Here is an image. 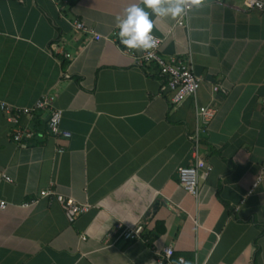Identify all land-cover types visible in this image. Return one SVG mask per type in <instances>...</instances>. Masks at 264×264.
Returning a JSON list of instances; mask_svg holds the SVG:
<instances>
[{"label":"crops","instance_id":"1","mask_svg":"<svg viewBox=\"0 0 264 264\" xmlns=\"http://www.w3.org/2000/svg\"><path fill=\"white\" fill-rule=\"evenodd\" d=\"M136 2L0 0V100L23 107L54 94L70 133L52 134L34 110L19 119L38 135L19 148L0 110V173L11 179L0 177V264H148L164 246V264H264V5L204 0L183 19L154 17L158 53L187 59L201 79L174 104L153 63L138 67L70 25L109 35ZM195 105L212 118L201 123ZM194 148L210 166L196 196L176 176ZM48 186L86 210L69 221L55 194L39 196ZM139 221L134 239L113 226Z\"/></svg>","mask_w":264,"mask_h":264},{"label":"built area","instance_id":"2","mask_svg":"<svg viewBox=\"0 0 264 264\" xmlns=\"http://www.w3.org/2000/svg\"><path fill=\"white\" fill-rule=\"evenodd\" d=\"M22 1V0H18ZM264 2L261 0H242L241 6L243 8H257L261 9ZM73 29L80 31L85 35L91 36V39L98 41L103 39L106 41H112L117 45L120 51L129 53L132 56V62L136 66H142L147 63H153L158 70V73L164 78V81L159 86V92L168 94V100L170 103H178L188 96H194L199 84L200 77L192 72L191 66L187 59L181 61L176 57H162L158 53V46L160 38H158L157 46L154 49H150L147 52H140V54H134L131 49L125 48L119 40L118 29L111 30L109 35H101L94 30L92 25L85 24L81 20L73 19L70 22ZM154 35V34H153ZM155 36V35H154ZM67 56V54H66ZM216 89V87H213ZM54 94L43 93L39 95L37 99L30 106L16 107L3 100H0V110L4 113L5 120L11 123L10 138L19 148L26 147L28 140L38 135L33 130L24 127L20 124V117L28 115L34 110H44L47 113L46 128L54 135H60L63 137H69L70 133L66 130H62L59 127L61 119V109L54 104ZM194 114L201 123H205L210 120L214 114V108L209 105H195ZM196 141L195 135L190 137ZM196 147V144L194 145ZM196 148H194L193 161L187 165L178 166L176 169V176L181 187L189 194L196 196L197 194V180L199 177H204L210 166L206 164L203 159L196 155ZM56 152H61L60 148H56ZM0 177L5 183L11 182V179L0 173ZM260 179L258 175L254 181L250 184L248 193L256 188ZM40 197L54 195L55 200L62 207L66 218L70 221L79 212L86 210L87 204H79L74 201L71 196L54 193L50 186L41 189L38 192ZM36 199H32L29 202L21 203V206H29L33 204ZM5 206V201L0 199V209ZM114 229H120L119 235L122 239H134L141 235L142 225L141 222H137L133 225H125L121 227V224L116 222ZM172 254V250L169 246H164L161 249L160 254H155L148 264H164L166 263ZM179 258L177 261L179 262Z\"/></svg>","mask_w":264,"mask_h":264},{"label":"clouds","instance_id":"3","mask_svg":"<svg viewBox=\"0 0 264 264\" xmlns=\"http://www.w3.org/2000/svg\"><path fill=\"white\" fill-rule=\"evenodd\" d=\"M204 0H138L127 6L115 17L120 43L127 49L147 52L157 46L158 38L153 35L155 18L183 19ZM179 264H188L179 258Z\"/></svg>","mask_w":264,"mask_h":264}]
</instances>
